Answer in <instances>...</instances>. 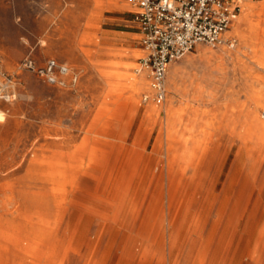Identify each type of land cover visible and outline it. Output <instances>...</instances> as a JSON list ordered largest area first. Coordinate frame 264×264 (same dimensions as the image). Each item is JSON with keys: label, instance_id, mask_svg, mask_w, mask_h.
Returning a JSON list of instances; mask_svg holds the SVG:
<instances>
[{"label": "rangeland", "instance_id": "rangeland-1", "mask_svg": "<svg viewBox=\"0 0 264 264\" xmlns=\"http://www.w3.org/2000/svg\"><path fill=\"white\" fill-rule=\"evenodd\" d=\"M135 11L0 0V264H264V0L236 49L171 64L163 104ZM49 59L77 84L25 67Z\"/></svg>", "mask_w": 264, "mask_h": 264}, {"label": "built area", "instance_id": "built-area-1", "mask_svg": "<svg viewBox=\"0 0 264 264\" xmlns=\"http://www.w3.org/2000/svg\"><path fill=\"white\" fill-rule=\"evenodd\" d=\"M136 9L134 23L139 30L145 56L141 71L148 72L150 91L142 102L163 104L168 97L167 78L172 63L200 45L234 50L239 44L228 36L241 16L247 0H129ZM25 67L59 87L75 86L78 74L49 59L43 67L28 61Z\"/></svg>", "mask_w": 264, "mask_h": 264}, {"label": "bare ground", "instance_id": "bare-ground-1", "mask_svg": "<svg viewBox=\"0 0 264 264\" xmlns=\"http://www.w3.org/2000/svg\"><path fill=\"white\" fill-rule=\"evenodd\" d=\"M247 10V9H246ZM140 71V70H139ZM138 72V71H137ZM142 73V72H141ZM145 79H146V76L145 75H143V76H141L140 78H138L137 80H136V83H137V85L138 86H143L144 85V82H145Z\"/></svg>", "mask_w": 264, "mask_h": 264}, {"label": "clouds", "instance_id": "clouds-1", "mask_svg": "<svg viewBox=\"0 0 264 264\" xmlns=\"http://www.w3.org/2000/svg\"><path fill=\"white\" fill-rule=\"evenodd\" d=\"M3 120V117L2 116H0V121H2Z\"/></svg>", "mask_w": 264, "mask_h": 264}]
</instances>
